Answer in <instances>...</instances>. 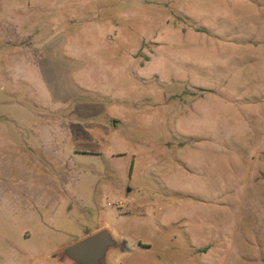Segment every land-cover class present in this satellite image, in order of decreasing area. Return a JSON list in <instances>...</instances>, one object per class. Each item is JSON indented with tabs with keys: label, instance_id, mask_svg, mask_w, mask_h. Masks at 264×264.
<instances>
[{
	"label": "rangeland",
	"instance_id": "rangeland-1",
	"mask_svg": "<svg viewBox=\"0 0 264 264\" xmlns=\"http://www.w3.org/2000/svg\"><path fill=\"white\" fill-rule=\"evenodd\" d=\"M102 228L264 264V0H0V264Z\"/></svg>",
	"mask_w": 264,
	"mask_h": 264
},
{
	"label": "water",
	"instance_id": "water-1",
	"mask_svg": "<svg viewBox=\"0 0 264 264\" xmlns=\"http://www.w3.org/2000/svg\"><path fill=\"white\" fill-rule=\"evenodd\" d=\"M128 251L122 236L102 228L57 250L50 258L65 264H115Z\"/></svg>",
	"mask_w": 264,
	"mask_h": 264
}]
</instances>
